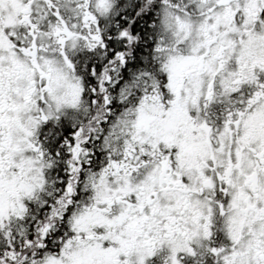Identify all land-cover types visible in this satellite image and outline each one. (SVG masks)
I'll return each instance as SVG.
<instances>
[{
	"label": "snow or ice",
	"instance_id": "6c2138e0",
	"mask_svg": "<svg viewBox=\"0 0 264 264\" xmlns=\"http://www.w3.org/2000/svg\"><path fill=\"white\" fill-rule=\"evenodd\" d=\"M0 264H264V0H0Z\"/></svg>",
	"mask_w": 264,
	"mask_h": 264
}]
</instances>
